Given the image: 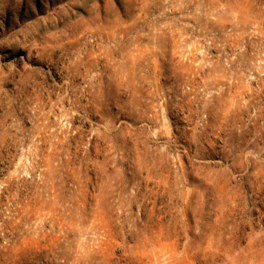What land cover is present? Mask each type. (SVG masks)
<instances>
[{
  "label": "clouds",
  "instance_id": "clouds-1",
  "mask_svg": "<svg viewBox=\"0 0 264 264\" xmlns=\"http://www.w3.org/2000/svg\"><path fill=\"white\" fill-rule=\"evenodd\" d=\"M0 264H264V0H0Z\"/></svg>",
  "mask_w": 264,
  "mask_h": 264
}]
</instances>
